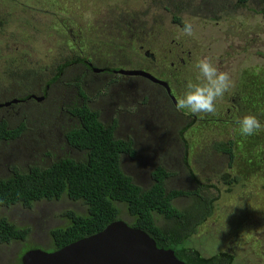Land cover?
<instances>
[{
    "label": "rangeland",
    "instance_id": "obj_1",
    "mask_svg": "<svg viewBox=\"0 0 264 264\" xmlns=\"http://www.w3.org/2000/svg\"><path fill=\"white\" fill-rule=\"evenodd\" d=\"M117 1L121 2L122 10H119L123 14L129 10L141 14L140 19L146 16L149 20L148 25L155 30L152 32H158L161 36L167 35L170 40L182 42L184 57L188 51L198 49L200 44L204 43L201 33L202 22L199 26L196 25L198 21L193 22L190 19L180 22L186 25L195 24L190 35L185 33V27L172 22V16H179L183 19L184 15L189 14L185 6L189 0H171L173 5L171 7L162 5L165 3L164 0H161V4H157L158 0ZM260 4L258 0H249L246 7L237 8L235 0H217L215 6L220 13L209 14L218 16L222 29L237 38V44H234V47L237 46V49L241 48L242 51L248 52L247 57H243V52L239 53V58L236 59L237 69L244 68L249 61L264 63V17L258 13L261 8ZM80 5L79 0H59L55 4L57 14L64 18L79 16ZM165 6L168 9H165ZM115 8L110 6V11L115 12L117 17L119 14L116 13ZM31 17L30 13L21 15L9 29L11 36L6 35V32L0 45L7 44L14 48L28 46L35 56L46 60L44 55H47L49 61L54 60L58 38L52 27L61 24L63 21L58 20L62 18L51 14H38L35 20ZM24 35L29 37V45L19 37ZM68 36V32L60 34V37L68 38ZM212 41L208 37V43ZM167 42L166 38L153 39L156 50L166 46ZM58 48L63 56L71 55L68 44L63 42ZM227 50L233 49L228 47L220 52ZM215 55L216 62H221L222 66L234 68V60L220 59L217 57V52ZM235 85L236 80H232L229 90H233ZM187 90L188 85L185 91ZM138 92L142 97L143 92ZM155 94H161V92L157 90ZM258 94L264 97V90ZM140 97L137 98L134 92L122 104L129 112L125 108L122 109L118 136L120 138L131 137L137 151L135 158L124 157L122 159L123 170L134 179L136 184L149 188L153 183L151 179L153 171L161 166L172 174L166 182L168 190L183 191H194L196 188L199 190L196 183L189 177L190 170L196 172L202 185H215L218 188L217 190L212 186L201 194L210 200L218 199V196L220 198L215 206L214 215L198 228L199 234L193 237L192 246L204 255L228 251L234 255L235 264H264V132L260 133L263 136V144L260 148L255 147L256 134L249 137L241 136L236 123L239 117L236 118V115L231 114L232 111L228 113L226 108H221L225 101H217L215 112L210 113L212 115L210 120L185 135L189 144L191 140L188 160L192 169H189V166L183 164L185 145L180 140L183 136L179 132L186 124V118L169 112V103L166 102V105L160 95H154L152 103L148 105L135 107ZM104 98L96 100L95 108H101L112 102V99L107 97L103 101ZM59 105L60 103L55 105L53 103L47 105L46 109L34 108L31 112L29 109L27 133L32 132V134H27L25 138L27 141L23 144L15 141L10 145L0 146V177H8L11 172L8 168L14 165L21 170H25L28 164L46 167L58 158L65 157L69 152L73 158L82 157L77 156L63 138L65 130L71 124L68 123L70 121L68 117L61 115V112L56 109ZM216 115L225 123L217 122ZM19 120L21 117L16 120L12 119L11 122L15 125ZM233 126L235 129L231 128ZM231 133L236 139L238 156L234 161L233 169L229 170V158L220 154L215 146L217 142L231 139ZM45 154H52L53 157H46ZM228 170L232 175L239 177V182L232 186L233 190L230 192L227 191L228 186L222 182V176ZM193 197L194 199L187 196L179 198L174 204L180 209L187 208L191 204L192 209L197 207L199 209V200L196 196ZM68 210L85 215L88 208L82 201H72L67 196H63L60 200L37 202L32 208H26L20 204L0 208L1 217L7 218L17 226L31 229L28 239L24 242L0 243V264H18L22 256L33 249L52 252L54 246L51 244L50 231L67 224L68 221L63 214ZM203 214L205 211L200 212V215ZM120 218L128 223L131 221L126 209L121 211Z\"/></svg>",
    "mask_w": 264,
    "mask_h": 264
},
{
    "label": "flooded vegetation",
    "instance_id": "obj_2",
    "mask_svg": "<svg viewBox=\"0 0 264 264\" xmlns=\"http://www.w3.org/2000/svg\"><path fill=\"white\" fill-rule=\"evenodd\" d=\"M79 1L81 3L79 16L75 15L72 18L59 16L62 19L58 21L63 22L52 27L58 38L54 60L49 61L47 55H44L46 60L43 57L41 59L40 56H35L28 46L14 48L7 44L0 45V121H7L10 129L25 125V130L18 137L2 141L0 146H7L15 141L21 144L26 142V131L29 129V109L30 112L34 108L46 109L47 105L53 103L54 105L60 103V107L58 106L56 109L61 112V115L68 117L71 121L68 120L70 124H77L72 109L80 106L98 111L102 122L106 125L116 122L119 130L120 115L122 109L125 108L122 104L134 92H136L137 98L140 97L138 91L143 94L135 107L148 105V103H152L154 95H160L165 103H169V112L185 117L187 123V119L193 117V114L187 110H178L177 102L185 94L187 85L203 86L206 83L195 68V64L200 60H207L219 72L227 73L230 77V85L232 80H236L235 88L233 90L228 88L223 96L218 97L215 101H225L221 108H226L228 113L232 111L229 106L235 105L236 110L241 107L237 105V102L241 100L238 96V84L242 78L250 80L252 88L255 84L257 87H261L256 89L258 93L264 90V70H245L251 66L264 67L263 63L249 61L243 69H237V57L239 58L241 52L244 54L243 57H247L248 52L242 51L241 48L237 49V46L234 47V44H237V38L222 29L218 16L209 15L215 12L220 13V10L215 6L217 0H187L188 3L185 6L188 8L189 14L184 15L181 19L182 21L184 19L198 21L197 26L202 22L201 33L204 43L200 44L198 49L194 48L188 51L185 57L183 56L185 51L182 50V42L170 40L167 35L161 36L158 32H152L155 30L148 25L149 20L146 16L140 19L141 14L129 10L123 14L120 11L122 10L121 2L117 0ZM164 1L165 3L162 5L173 6L171 0ZM235 1L237 4V0ZM6 3L4 2V4ZM157 4H161V0H158ZM110 6L116 7L114 10L119 16L116 17L115 12L110 11ZM166 6L165 9H168ZM0 8L1 14L7 19L0 21V25L3 26L2 31L5 34L7 32L6 35L10 37L9 29L13 24L10 20L14 11L12 12L8 5ZM31 15L32 20H35L37 14L33 16L34 14L31 13ZM175 18L177 17H171L172 22H176L180 27H185L186 24L178 23ZM194 27L195 24L191 25V31L194 30ZM223 31L225 32L222 33ZM63 32H68V38L60 37ZM205 34L213 40L211 43H208V37ZM19 37L29 45L28 36ZM157 37L166 38L168 41L167 45L162 46L159 50H156V46L153 45V39ZM2 38H4L3 33L0 34V44ZM206 39L207 41H205ZM63 42L69 45L71 55L63 56L61 54L58 46L61 47ZM228 47L233 50L220 52ZM216 52L220 59L234 60V68L222 66L221 62H216ZM157 90L161 94H155ZM81 91L85 93L84 97L80 95ZM251 94L255 95L253 91ZM101 97L112 99L113 103L110 102L101 108H95L96 100ZM127 111L129 112V110ZM240 112L242 113V111ZM204 114L209 115L210 113H198L195 116L201 121ZM19 117L21 120L13 125L11 120H16ZM215 120L225 123L217 115ZM185 126L186 124L183 127ZM30 133L32 134V132ZM116 137L119 138L118 131ZM68 147L77 156L82 157L73 158L69 152L62 158L79 161L84 157V153L81 151ZM183 156L185 157V153ZM183 164L186 165L184 161ZM151 179L153 181L152 177ZM158 217V222L164 221V218Z\"/></svg>",
    "mask_w": 264,
    "mask_h": 264
},
{
    "label": "trees",
    "instance_id": "obj_3",
    "mask_svg": "<svg viewBox=\"0 0 264 264\" xmlns=\"http://www.w3.org/2000/svg\"><path fill=\"white\" fill-rule=\"evenodd\" d=\"M248 1L237 0V8L246 7ZM258 1L261 3L258 13L264 17V0ZM57 2L59 0H0V7L8 5L12 12L14 11L12 19L9 20L15 23L26 13H32L33 16L43 13L59 17L55 6ZM1 12L0 8V21L7 20ZM176 17L175 21L182 22L181 17ZM2 30L3 26L0 25V31ZM2 33L5 34L3 31L0 32ZM245 70L262 71L264 67L251 66ZM250 82L247 78H242L239 82L238 96L241 100L237 105L242 108L236 110L235 105L229 106L232 110L231 114L236 115V118L255 115L264 124V97L256 91L261 87L255 84L252 88ZM252 91L255 95L251 94ZM80 95L84 97L85 93L81 91ZM72 111L77 124H71L69 130L67 129L63 134V138L68 146L84 153V157L79 161L61 158L46 167L28 164L25 170L15 165L10 166V175L0 177V208L17 204L32 208L37 202L60 200L63 196H67L72 201H82L88 208L85 215L68 210L63 214L68 221L67 224L50 231L51 244L54 246L52 252L100 233L108 225L121 220V211L126 209L131 219L130 223H126L148 233L159 248L173 249L177 258L186 264H235L234 255L228 251L204 255L191 244L193 237L199 234L198 228L214 215L215 206L220 198L218 196V199L210 200L201 193L212 186L218 190L217 186L202 185L196 172L190 170L189 177L199 190L197 188L194 191L168 190L166 182L172 174L161 166L153 171L151 175L153 183L149 188L139 186L122 168L124 157L132 159L137 156L133 139L116 137L118 131L116 122L110 125L104 124L100 113L96 110L76 106ZM195 115L188 118L186 126L180 130L183 136L180 140L185 145L184 162L189 169H192L188 160L191 140L189 144L185 135L205 121H209L212 116L204 114L203 120L200 121ZM231 128L235 129V126ZM23 130L25 125L10 129L8 122L1 120L0 143L18 137ZM261 132H264V128L256 133L255 147L258 148L263 144ZM231 135V139L217 142L215 146L220 154L229 158V170L233 169L234 161L238 156L236 139L232 133ZM45 155L53 157L52 154ZM229 170L222 176V182L228 186V192L239 182V177L232 175ZM186 196L192 199L196 196L200 208L192 209V204L184 209L175 206L174 202L177 199ZM201 211H205V214L200 215ZM158 216L164 218V221L158 222ZM30 233L29 227L17 226L0 216V243L24 242ZM18 264H22L21 259Z\"/></svg>",
    "mask_w": 264,
    "mask_h": 264
},
{
    "label": "water",
    "instance_id": "obj_4",
    "mask_svg": "<svg viewBox=\"0 0 264 264\" xmlns=\"http://www.w3.org/2000/svg\"><path fill=\"white\" fill-rule=\"evenodd\" d=\"M22 264H186L173 249L159 248L145 231L123 220L54 252L27 251Z\"/></svg>",
    "mask_w": 264,
    "mask_h": 264
},
{
    "label": "clouds",
    "instance_id": "obj_5",
    "mask_svg": "<svg viewBox=\"0 0 264 264\" xmlns=\"http://www.w3.org/2000/svg\"><path fill=\"white\" fill-rule=\"evenodd\" d=\"M184 31L190 35L191 25H185ZM195 68L206 83L203 86L188 85V90L177 102V109L182 111L187 110L192 114L214 113L216 110L215 101L218 97L223 96L225 91L230 87V77L227 73L219 72L207 60L198 61L195 64ZM236 123L239 134L244 137L253 136L264 128V124L255 115L239 117Z\"/></svg>",
    "mask_w": 264,
    "mask_h": 264
}]
</instances>
